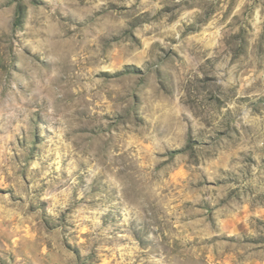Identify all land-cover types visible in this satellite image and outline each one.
I'll return each mask as SVG.
<instances>
[{
  "label": "rangeland",
  "instance_id": "374dc122",
  "mask_svg": "<svg viewBox=\"0 0 264 264\" xmlns=\"http://www.w3.org/2000/svg\"><path fill=\"white\" fill-rule=\"evenodd\" d=\"M0 264H264V0H0Z\"/></svg>",
  "mask_w": 264,
  "mask_h": 264
}]
</instances>
